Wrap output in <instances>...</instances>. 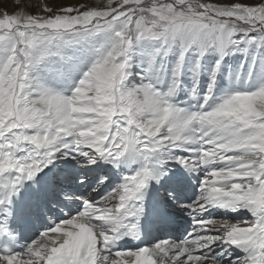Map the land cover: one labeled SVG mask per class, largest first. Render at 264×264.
Listing matches in <instances>:
<instances>
[{"label": "snow or ice", "instance_id": "obj_1", "mask_svg": "<svg viewBox=\"0 0 264 264\" xmlns=\"http://www.w3.org/2000/svg\"><path fill=\"white\" fill-rule=\"evenodd\" d=\"M15 8L0 264H264V0Z\"/></svg>", "mask_w": 264, "mask_h": 264}, {"label": "rangeland", "instance_id": "obj_2", "mask_svg": "<svg viewBox=\"0 0 264 264\" xmlns=\"http://www.w3.org/2000/svg\"><path fill=\"white\" fill-rule=\"evenodd\" d=\"M25 2H27V0H25ZM15 4L16 0H0V14H2L4 11L12 14L16 10Z\"/></svg>", "mask_w": 264, "mask_h": 264}]
</instances>
